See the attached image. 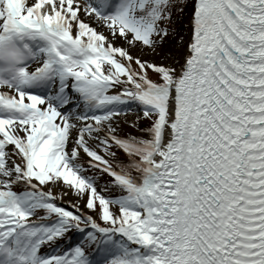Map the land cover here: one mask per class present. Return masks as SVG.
<instances>
[{"label":"snow or ice","instance_id":"1","mask_svg":"<svg viewBox=\"0 0 264 264\" xmlns=\"http://www.w3.org/2000/svg\"><path fill=\"white\" fill-rule=\"evenodd\" d=\"M6 45L0 264H264V0H0Z\"/></svg>","mask_w":264,"mask_h":264},{"label":"clouds","instance_id":"2","mask_svg":"<svg viewBox=\"0 0 264 264\" xmlns=\"http://www.w3.org/2000/svg\"><path fill=\"white\" fill-rule=\"evenodd\" d=\"M14 55H15L14 49H12L7 45L3 50H0V67H6Z\"/></svg>","mask_w":264,"mask_h":264},{"label":"rangeland","instance_id":"3","mask_svg":"<svg viewBox=\"0 0 264 264\" xmlns=\"http://www.w3.org/2000/svg\"><path fill=\"white\" fill-rule=\"evenodd\" d=\"M121 155H122V153H121ZM68 199V197H65V200H67Z\"/></svg>","mask_w":264,"mask_h":264}]
</instances>
